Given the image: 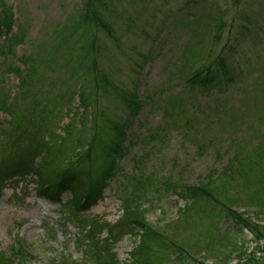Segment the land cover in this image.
<instances>
[{
	"label": "rangeland",
	"instance_id": "rangeland-1",
	"mask_svg": "<svg viewBox=\"0 0 264 264\" xmlns=\"http://www.w3.org/2000/svg\"><path fill=\"white\" fill-rule=\"evenodd\" d=\"M1 1L13 12V30L21 26L26 40L14 45L13 57L0 67V165L25 156L43 139L47 144L35 158L43 178L68 174L82 189L93 187L111 165L113 128L125 122L127 141L121 146H131L115 160L116 169L163 179L145 206L148 228L177 244L192 264H215L209 250H236L217 256L229 264H257L250 257L257 251L249 232L235 228L232 218L224 222L215 206L177 196L183 186L212 180L222 205L264 231V0H112L107 13L115 39L79 30L69 51L56 45L59 25L77 23L81 0ZM94 36L96 75L95 55L87 50ZM206 67L219 68L231 83L206 95L191 89L186 80ZM133 91L141 109L130 121L131 105L119 94ZM233 156L245 176L229 182L218 175ZM35 180L4 183L0 256L23 239L33 244L39 261L54 257L61 245L79 259L72 242H65L77 231L59 206L68 196L39 199ZM119 196L117 177L81 213L91 224L111 226L120 214ZM211 238L217 239L210 247ZM132 246L125 236L111 247L117 264L127 262ZM236 253L241 260L232 259ZM253 255L264 264V253ZM137 259L185 264L172 249L156 247Z\"/></svg>",
	"mask_w": 264,
	"mask_h": 264
},
{
	"label": "trees",
	"instance_id": "trees-1",
	"mask_svg": "<svg viewBox=\"0 0 264 264\" xmlns=\"http://www.w3.org/2000/svg\"><path fill=\"white\" fill-rule=\"evenodd\" d=\"M112 0H81L82 8L79 14V20L77 23L70 22L59 25L60 38L57 47H64L69 51V41L73 38L74 34L79 30L85 32L87 28L93 29L97 34H105L109 39L114 40V21L107 13V5ZM14 15L10 8H8L0 0V67L1 65L8 64V58L13 57L10 50L16 44H20L22 40H26L24 29L17 25V29L14 31ZM24 34V37L22 36ZM63 44V45H62ZM96 37L94 36L90 43L87 45V50L90 55H95L91 60V70L96 75L98 67V52L96 53ZM8 50V54L6 52ZM58 48L54 49L57 50ZM53 50V49H52ZM53 52V51H52ZM53 54V53H51ZM11 55V56H10ZM23 58V57H22ZM221 67L223 65L219 64ZM10 66H12L10 64ZM2 69V68H1ZM14 72L18 73V69L13 68ZM89 71V70H88ZM103 81V80H100ZM104 82V81H103ZM187 85L191 89H196L198 93L206 95L212 90L225 87L231 83V79L220 72L219 68L213 70L212 67H206L201 70L195 71L191 77L186 80ZM121 102L128 105L129 113L127 120H133L136 118L138 112L141 109L140 103H138V96L133 92L125 93V95L119 94ZM130 101V102H129ZM114 127V137L116 142L112 144L109 150L112 162L106 169V173L100 177V181L97 185L90 188L82 189L76 176L68 174H62L60 176H53L45 179L41 176L39 168L35 163L36 156H40L42 148L47 143H43L41 139L33 151L25 153V156L13 160L10 163H3L0 165V195L4 189V183L12 178L23 179L25 177L34 176L36 180V195L39 198L46 200H54L61 194L66 193L68 198L60 206L66 212L64 218L72 225H77V231L72 238L67 239L65 242H72L73 248L80 253V258H74L69 253V249L66 245H61L53 252H56L54 257H50L48 260L39 261L38 252L34 248L33 244L24 241L23 239H16L13 245L8 250L6 256H0V264H88L90 261L92 264H117L114 255H112L111 247L121 241L125 236L132 238V249L129 253V259L123 264H144L140 263L137 258L140 257V253L147 247H156L162 251L173 250L176 252L177 257L183 258L185 264H192L193 261L190 257L183 254L177 244L167 241V238L159 233H156L148 228L144 223L145 218V206L149 203L150 196L152 195L153 186L158 185L156 189H159L160 185H163V179L153 176V174H135L133 171L126 173L122 169H116L115 160L123 159L126 154H129L128 144L127 148L122 149V144L127 141V131L125 122ZM42 143V145H40ZM118 157V159H116ZM237 156H233L220 172L218 177L224 176L229 182H233L243 176L245 173L238 167L240 163ZM115 165V166H114ZM119 172V173H118ZM137 175V176H135ZM119 177V203L120 214L117 221L113 225H95L86 221L85 215L81 212L97 204L101 199L104 190L107 188L108 183L112 179ZM217 178V176H216ZM212 180H209L206 184L196 186H183L180 188L178 196L181 199L189 200L191 203L202 201L205 204H211L218 208L221 213L224 222L229 218L234 222L233 226L241 231H247L254 237V244L256 251L250 253H264V231L258 226L255 227L248 220H243L240 216L232 213L230 207L222 205L217 198L216 191L211 189ZM155 189V190H156ZM222 205L224 208L222 209ZM61 207V210H63ZM234 218V219H233ZM229 221V220H228ZM258 228V230H257ZM106 235L103 239H99L102 233ZM217 238H211L210 243H207L210 247L213 246ZM237 242V241H236ZM234 245V248H236ZM264 244V243H263ZM167 251H166V250ZM214 252V253H213ZM225 250L212 251L209 250L207 256L211 253L215 259V264H229L225 260H218L217 256L228 257L235 253ZM239 253H236V257L233 260H239ZM250 256L258 264L262 260L256 259L255 255ZM142 255V254H141ZM143 257V256H142ZM190 258V259H189ZM220 259V258H219ZM241 260V259H240ZM238 262V261H237Z\"/></svg>",
	"mask_w": 264,
	"mask_h": 264
}]
</instances>
